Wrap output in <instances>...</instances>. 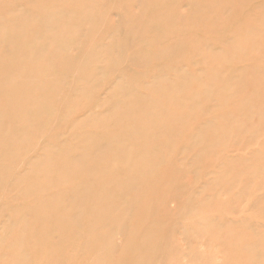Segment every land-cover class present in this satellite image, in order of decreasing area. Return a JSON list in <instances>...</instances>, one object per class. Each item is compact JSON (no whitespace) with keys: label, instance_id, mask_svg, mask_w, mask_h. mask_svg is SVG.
<instances>
[{"label":"rangeland","instance_id":"rangeland-1","mask_svg":"<svg viewBox=\"0 0 264 264\" xmlns=\"http://www.w3.org/2000/svg\"><path fill=\"white\" fill-rule=\"evenodd\" d=\"M263 13L264 0H0V77L37 68L43 84L0 97L8 114L25 106L12 132L0 130V264H264V78L237 73H264V46L222 65L249 85L221 106L217 88L200 96L182 79L201 77L203 53ZM32 51L37 59L18 70L19 53ZM160 79L183 87L153 124L160 134L140 140L152 154L131 171L115 165L117 180L135 184L110 189L96 202L114 209L89 217L81 196L100 197L101 181L84 188L72 160L97 165L110 136L128 144L113 109ZM178 95L192 118L173 135L170 114L186 105ZM33 98L39 108L27 105ZM206 125L212 139L191 137Z\"/></svg>","mask_w":264,"mask_h":264},{"label":"bare ground","instance_id":"bare-ground-1","mask_svg":"<svg viewBox=\"0 0 264 264\" xmlns=\"http://www.w3.org/2000/svg\"><path fill=\"white\" fill-rule=\"evenodd\" d=\"M51 39H54V37H51ZM263 46L264 13L258 24L250 23L246 25L245 28L242 29V31L235 33L231 37V41L228 42L224 48H220V50L217 52L203 53V58L207 63L208 69H204L203 72H201V77L190 75L188 76L186 75V73H183L182 79L184 80L183 82L185 84V87L188 90L194 89L195 92H197V94L200 96L209 95L214 88H217L218 90L215 92L218 106H221L224 102H229L230 100L227 99V96L229 99H233V91H238L240 88L243 89L247 87L249 83H245L243 82V80H239L237 78L234 79L228 77L223 71L222 65L228 62H236L243 56H251L254 52L261 54ZM38 55L39 53L34 51L30 53H19V57L23 58L20 62L18 70L25 69L27 63L23 64V62L27 61L28 57L36 60ZM237 73L242 77H249L251 80H262L264 78V73L253 66L242 68L240 71H237ZM14 75L15 77L11 81H8V79L13 78L11 77L13 75L0 77V97L10 90L12 91L15 89L18 94H27L29 91V87L30 90H32L33 86H35V90L38 87L43 86L41 80L39 79L41 73L37 68H31V71L27 73H24L23 71H17ZM14 82H17V85L13 88ZM52 86L54 90L59 89L58 82H56ZM143 87L149 92L147 96H141L136 93H131L130 97L126 100L125 106L121 109H113L112 112L116 119V123H119L120 120H125L128 122L125 133L129 137V143L124 144L117 141V138L110 136V138H108V142L98 145V148L96 150V152L98 153L96 159L97 165L92 167L85 166L79 157H75L72 160V163L76 168L80 167L79 170L86 181V184L83 186L84 188H92L96 186V182L101 181L102 194L100 195V197H98V195L96 197H91L90 195L86 194H83L81 196L83 203L88 205L89 209L87 215L89 217L91 216L93 218L94 216L102 218L105 212H108L109 209H114V200L110 201L111 204L109 203V201H106V203H103L100 206L97 205V202L99 203V201H102L104 197L106 199L108 198L110 189L114 188L118 191H123V189L135 184L132 180H117L114 177V171L116 170V168L114 167L119 163L123 164L124 169L127 167L126 171H131L134 166V161L143 162L148 156H150V154H152L150 149L145 145H143V147H140V140L145 139L146 141H151L152 138H156L160 134V131H162L163 129L159 127L154 128L153 124L156 122L158 123L163 118L164 113H169V96L178 94L180 90L182 91L183 86L180 87L179 85L167 84L160 79L152 82H145L143 84ZM23 90H27V92H22ZM162 92H165V94H163ZM155 97L162 98L159 104L154 101ZM163 97L165 98L163 99ZM177 98L178 102H186V105L185 112L184 110H182L178 113L170 114L171 120H173L176 125L175 127H179V129L175 130L173 135L185 130V128L188 127V124L191 121L190 119L192 118V114L188 108L187 101L183 100V98H181V96L179 95L177 96ZM27 105L36 109L41 106V103L39 99L33 98L28 101ZM24 111L25 106L22 107V105H20L14 108V110L8 114L5 107L2 106V108L0 109V130H3L4 132H12V128L9 130L10 125H15L21 118H24L22 115V112ZM10 121H12V123ZM209 128L210 126L206 125L201 130L192 131L191 137L197 138L198 140L212 139V137L207 134V130ZM14 129L16 128L14 127ZM136 147H139V149L138 151L135 150L134 152V149H136ZM109 151H114L112 153L113 157L106 163L103 160V154ZM77 217V215H74L71 218L60 216L58 220H73Z\"/></svg>","mask_w":264,"mask_h":264}]
</instances>
